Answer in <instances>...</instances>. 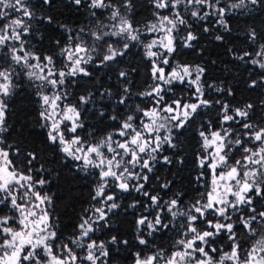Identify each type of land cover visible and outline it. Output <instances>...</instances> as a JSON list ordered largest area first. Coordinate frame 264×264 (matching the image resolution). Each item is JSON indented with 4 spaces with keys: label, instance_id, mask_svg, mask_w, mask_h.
<instances>
[{
    "label": "snow or ice",
    "instance_id": "snow-or-ice-1",
    "mask_svg": "<svg viewBox=\"0 0 264 264\" xmlns=\"http://www.w3.org/2000/svg\"><path fill=\"white\" fill-rule=\"evenodd\" d=\"M150 4L153 19L140 26L134 0H68L65 7L85 22L59 24L61 38L45 53L37 47L45 37L33 22L51 25L53 17H37L30 0H0V264H113L132 244L139 248L130 253L132 264H264V100L259 109L253 102L233 104L226 99L236 95L233 88L208 84L204 66L174 63L181 31L182 47L195 48L196 26L231 33L227 18L264 8V0ZM55 5L41 0L49 9ZM245 38L255 47L234 58L250 66L247 88L264 90V36L249 27ZM133 48L142 50L148 68L145 87L136 92L137 70L125 66ZM89 66L113 74L117 84L99 83L73 103L69 87L77 78H94ZM24 86L39 105L44 142L62 162L73 161L76 171L94 178L95 203L68 236L58 232L53 196L45 190L50 170L37 151L10 142L9 99ZM87 112L100 123L111 121L110 130L98 133L86 123ZM194 126L200 187L189 195L183 186L173 191L175 177L160 175L158 166H176L179 174L181 137ZM117 210H132L131 241L96 236L110 228ZM168 233L175 237L170 246H157ZM218 238L228 241L227 251Z\"/></svg>",
    "mask_w": 264,
    "mask_h": 264
},
{
    "label": "trees",
    "instance_id": "trees-1",
    "mask_svg": "<svg viewBox=\"0 0 264 264\" xmlns=\"http://www.w3.org/2000/svg\"><path fill=\"white\" fill-rule=\"evenodd\" d=\"M134 22L143 26L146 22L151 21L152 7L150 0H134ZM32 9L37 17L52 16L53 22L51 25L34 21L35 27L39 33L45 37L43 45L37 44L38 49L47 53L49 51L48 44L51 40L61 38V31L58 28L59 24H66L70 28L83 26L85 16L78 14L65 5L68 0H56L54 8L49 9L48 6H41V0H30ZM228 19V24L232 29L231 33H224L217 26L210 33H203L199 26L196 30L199 35L198 42L195 48H184L179 36H183L181 31L177 38V52L174 54V63L189 65H201L206 68L204 80L208 84H223L225 87H231L235 91L234 97H226L233 104L253 102L258 106L264 100V90H249L246 86V81L249 79L248 68L250 66L234 58L243 51H251L255 45L250 44L245 33L249 27H255L257 32L264 36V8L257 9L251 13L234 14ZM212 21H208L209 27L212 26ZM56 29V31H53ZM224 35V41H216L215 35ZM264 42V41H261ZM36 43V41H33ZM63 43V40H62ZM231 49L232 51H229ZM125 66L133 67L137 70L134 75L133 91L143 90L148 80V68L143 60L142 50L133 48L129 55L125 58ZM90 70H94L93 66H89ZM111 76V79H109ZM99 83H103L105 87L112 85L116 86L117 81L113 74L104 73L99 70H94V78L81 77L77 78V83L69 87L70 101L76 103L78 97L86 93V91H94ZM212 96L216 93L207 90ZM36 97L32 94V90L26 86L18 90V94L9 99L8 111V126L11 133L10 142H20L26 150H35L39 153L40 162L44 163L45 168L49 169L51 174L45 173L49 183L45 190L53 196L52 213L55 220L58 221V232L63 236L70 235L79 223V216L85 208H88L95 202L91 200V195L94 187V178L86 176L82 172H78L73 167V161H68L66 164L61 161L52 147L48 146L45 141V130L40 128L38 124V109L39 105L35 102ZM138 102V101H137ZM111 112V108L107 110ZM87 117L86 123L95 125L98 133L103 134L110 130L107 125L111 121L105 120L100 123L92 112L85 113ZM207 119V118H204ZM201 121H197V126ZM195 127L189 128L184 136L181 137L183 144L181 145V156L184 163L180 165V172L177 175L176 166L170 168L159 167V174L166 175L169 179L175 177L173 191L178 190L181 186L185 187L188 194H192L194 187H200L194 183L195 176L200 171L195 164L196 153L199 150L198 138ZM202 190V189H201ZM133 196H126L122 201V205L126 206L131 202ZM259 207V205H258ZM118 214L111 216L110 228H105L96 233L100 239H108L111 235L122 236L130 241L133 239V224L134 216L132 210H128L125 214L117 210ZM175 237L172 233L166 234L163 238H157V246L168 248ZM228 241L218 238V246L222 245L227 251ZM139 248L135 244L130 246L128 252H121L113 264H132V256L130 253L138 251Z\"/></svg>",
    "mask_w": 264,
    "mask_h": 264
}]
</instances>
